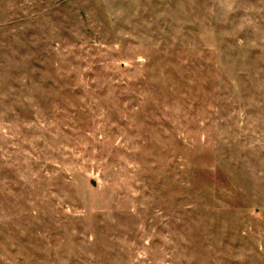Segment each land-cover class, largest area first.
<instances>
[{
  "label": "rangeland",
  "instance_id": "374dc122",
  "mask_svg": "<svg viewBox=\"0 0 264 264\" xmlns=\"http://www.w3.org/2000/svg\"><path fill=\"white\" fill-rule=\"evenodd\" d=\"M0 264H264V0H0Z\"/></svg>",
  "mask_w": 264,
  "mask_h": 264
}]
</instances>
